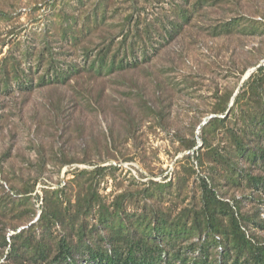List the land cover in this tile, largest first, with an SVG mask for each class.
<instances>
[{
    "label": "rangeland",
    "instance_id": "obj_1",
    "mask_svg": "<svg viewBox=\"0 0 264 264\" xmlns=\"http://www.w3.org/2000/svg\"><path fill=\"white\" fill-rule=\"evenodd\" d=\"M102 1L103 27L74 35L95 0H0V264H99L138 245L154 264H218L207 195L222 228L227 206L264 224L248 179L264 171V0ZM133 10L154 31L116 62L138 64L91 71Z\"/></svg>",
    "mask_w": 264,
    "mask_h": 264
},
{
    "label": "trees",
    "instance_id": "obj_2",
    "mask_svg": "<svg viewBox=\"0 0 264 264\" xmlns=\"http://www.w3.org/2000/svg\"><path fill=\"white\" fill-rule=\"evenodd\" d=\"M87 1L90 0H80V4L83 6L85 5V3H87ZM131 2L135 10H137L139 6L138 0H131ZM103 4H106L105 1L95 0L94 7L91 12L85 11V16L81 25L80 21H78L76 18V13H74L73 19L75 20V25H71V27L67 30L69 32H72L74 35L84 34L85 28L88 29V31H90L91 33H94L96 31L98 32V30L103 27L106 21L104 18H102V16L104 15L105 17L106 14V10H103V12L101 10L103 8ZM191 6H188V8H190ZM135 10H133L132 15H130L127 20H123V22L119 26V28H121L120 33L122 34L123 39L116 45L112 44L113 42L105 44L103 48L98 52V55H95V58H98L99 56V59L96 58L95 60H93V62H91V71L95 72L98 75H102L106 70L111 72L116 66H118V68L120 69H126L138 64V61L136 60L131 63L130 60L125 61L126 59L119 61V63L116 62V55L120 53L121 49L128 50V48H132V43L130 45L128 44V38L130 36L131 38H141L142 35L147 34L152 30L154 31L153 27L150 24H147V27L145 26L144 29L141 28V26L139 25L141 15ZM109 27L114 28L113 25H109ZM110 33L111 32L108 29L105 31H101V38L105 39L106 36H108ZM113 50H115V54L111 58H108V54L112 53ZM86 51L87 53H90V48L88 47ZM6 60L7 58H3L0 61V65L5 63ZM96 62H99L98 67H96ZM263 67L264 66L260 67L259 71L263 70ZM256 90L258 92V89ZM211 120L207 122V124H211ZM260 120L264 122V119ZM256 138L258 140H264V129H262L257 134ZM259 152L260 154L258 156L264 163V148L259 149ZM255 156L257 157V155ZM248 179L251 186L264 192V171L259 176H253L249 174ZM205 204L206 206L201 209L200 213L204 224L212 230L220 231L224 237L225 254L224 258L218 264H264V241L260 237H255V235H253V233H251V231L247 228L248 225L253 224L257 228L264 229V224L260 221H257L253 217H241V219L238 220L235 214L227 206V209L225 208L224 211L226 212L225 215L229 217V223L222 228L220 221L221 210H219V207L222 204L221 201H219L216 195L212 193V196L207 195V201L205 202ZM140 248L141 247L139 245L137 247L133 246L127 253H118L117 251H112L109 254L100 255L96 259L98 260L99 264H154L157 262L156 257L154 258L153 254H150L148 257H138L137 250H139ZM183 264H186V262H183ZM192 264L197 263L193 262Z\"/></svg>",
    "mask_w": 264,
    "mask_h": 264
},
{
    "label": "water",
    "instance_id": "obj_3",
    "mask_svg": "<svg viewBox=\"0 0 264 264\" xmlns=\"http://www.w3.org/2000/svg\"><path fill=\"white\" fill-rule=\"evenodd\" d=\"M247 78V77H246Z\"/></svg>",
    "mask_w": 264,
    "mask_h": 264
}]
</instances>
